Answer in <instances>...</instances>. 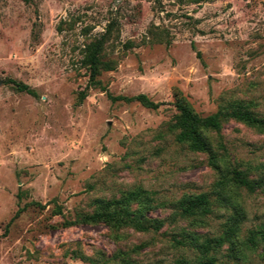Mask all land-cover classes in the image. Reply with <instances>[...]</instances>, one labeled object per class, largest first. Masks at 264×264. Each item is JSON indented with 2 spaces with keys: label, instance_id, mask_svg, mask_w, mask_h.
Masks as SVG:
<instances>
[{
  "label": "rangeland",
  "instance_id": "obj_1",
  "mask_svg": "<svg viewBox=\"0 0 264 264\" xmlns=\"http://www.w3.org/2000/svg\"><path fill=\"white\" fill-rule=\"evenodd\" d=\"M109 28L111 67L92 86L86 47ZM140 93L160 106L128 99ZM177 100L264 117V0H0V264L195 262L194 237L234 223L208 255L264 264V241L249 238L264 231V189L217 183L232 166L264 178V132L233 118L205 131L222 174L177 140ZM135 190L129 209L149 229L84 220ZM201 192L211 212L181 216V198Z\"/></svg>",
  "mask_w": 264,
  "mask_h": 264
},
{
  "label": "trees",
  "instance_id": "obj_2",
  "mask_svg": "<svg viewBox=\"0 0 264 264\" xmlns=\"http://www.w3.org/2000/svg\"><path fill=\"white\" fill-rule=\"evenodd\" d=\"M110 32V28L107 33L96 38L90 42L86 47L84 56V63L89 68L90 80L89 85L96 86L100 84L98 75L103 67L110 69L108 62H105L102 58L104 44L107 39V34ZM20 90H25L31 94H35L27 84L13 80ZM86 92L80 93V99H84ZM132 100H138L146 107L158 108L160 102L152 100L147 94L140 93L131 98ZM176 107L178 113L172 124V128L176 130V138L180 143L187 144L193 151L210 152L209 164L212 168L222 173V165L218 158L212 152L211 144L205 136V131H219L222 127V122L225 118H233L245 123L246 125L256 128L264 132V117L259 116L253 112L249 106L244 102H236L229 105L221 106L216 112L208 115H200L194 112L184 102L177 100ZM223 174V173H222ZM221 174V175H222ZM230 178L236 185L245 187L250 192H255L258 189H264V178H255L249 175L246 169H242L238 166H232L228 170L227 175H222L221 179L217 182L219 185L224 184V180ZM145 195L143 190H135L129 192L127 195L122 196L120 199L101 201L102 206L96 209L92 214H88L84 217L86 221H105L111 226L120 227L123 225H133L139 230H147L150 228L149 224H146L144 220H141L131 212L129 204L135 199H141ZM150 196L145 198L149 200ZM211 199L208 193L201 192L197 194H186L180 200V215L183 217H198L211 212ZM19 211L15 214L16 217ZM234 222V221H233ZM163 222L161 220H154L151 226L155 229H159ZM239 231L237 223L229 225L223 234L216 237H206L200 241V237H194L197 241V247L203 254L202 257L195 262H188L184 259L178 261V264H216L215 258L208 255L212 250L221 247ZM258 237V238H257ZM250 241L255 245L257 239L264 241V231H251Z\"/></svg>",
  "mask_w": 264,
  "mask_h": 264
}]
</instances>
